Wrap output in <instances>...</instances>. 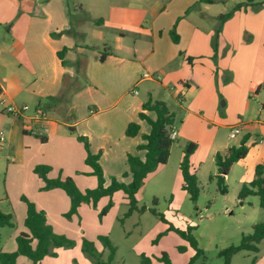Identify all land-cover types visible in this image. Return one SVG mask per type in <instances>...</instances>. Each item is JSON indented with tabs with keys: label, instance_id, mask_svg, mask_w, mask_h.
<instances>
[{
	"label": "crops",
	"instance_id": "1",
	"mask_svg": "<svg viewBox=\"0 0 264 264\" xmlns=\"http://www.w3.org/2000/svg\"><path fill=\"white\" fill-rule=\"evenodd\" d=\"M237 5L221 24L219 17ZM89 6L95 15L74 20L70 0H0V120L9 105L29 106L13 117L4 142L11 145L21 129L31 134V118L42 110L46 141L35 135L42 154L29 166H51L49 178L71 177L77 185L93 179L78 139L84 136L105 177L110 172L130 182L128 155L144 157L138 147L150 132L139 114L155 117L143 110L149 97L166 103L176 123L178 110L186 112L176 139H189V126L217 114L221 98L229 105L236 92L242 99L248 90L257 99L264 95V0H93ZM91 41L106 51L91 50ZM133 122L140 133L128 137ZM235 126L245 128L242 140L249 142L253 123L227 128Z\"/></svg>",
	"mask_w": 264,
	"mask_h": 264
},
{
	"label": "rangeland",
	"instance_id": "2",
	"mask_svg": "<svg viewBox=\"0 0 264 264\" xmlns=\"http://www.w3.org/2000/svg\"><path fill=\"white\" fill-rule=\"evenodd\" d=\"M91 2L93 0H70L73 19L95 15L96 12L88 10ZM81 4L84 5L83 9ZM95 45L97 43L91 41L89 48L101 53L106 51L103 46ZM233 96L235 99L229 105L225 98H221L218 113L208 115L207 122L202 123L198 119L189 126L188 134L192 138L181 136L174 141L168 163L149 174L136 196V209L129 216V199L123 191H118L101 198L96 206L83 203L78 214L67 217L71 208L68 195L58 188L43 190L44 181L29 166L42 154L40 140L32 133L26 135L21 129L19 134H15L11 145L8 142L0 143V147H3L0 149V212L13 217V227H0V254L16 252L17 237L27 231L24 225L27 206L22 200L25 196L36 204L38 210L46 213L55 233L73 242L72 246L52 247L39 264H97L98 261L107 264L110 251L101 237H108L117 248L111 264H145V260L148 264H166L165 255L170 264H224L219 252L230 246H238L245 235L253 232L254 225L264 223V208L259 196L239 197L243 185L255 178L256 167L264 166V107L259 104L264 100V95L260 100L255 91L248 90L243 99L239 92ZM247 103L249 110L245 111ZM178 113L176 124L180 129L186 112L178 110ZM7 114L0 120V132L4 133L5 139L14 117ZM246 121H251L254 126L251 139L247 142L249 152L226 176L228 193L223 195L217 180L211 179L218 172L216 150L225 153L231 147L239 146L245 128H241V133L231 139V130L227 125ZM187 143L198 146L191 157L200 188L197 201L191 200L190 195L182 189L180 164ZM112 178L129 183V179L116 177L109 172L106 185L110 184ZM82 180L85 183L80 182V187L94 189L98 185L95 177H84ZM191 229L198 247L203 250V255L193 262L191 260L196 251L181 234ZM85 240L92 245L96 256L85 250ZM258 247L259 252H239L232 258V264H264V240ZM16 264H31V261L19 256Z\"/></svg>",
	"mask_w": 264,
	"mask_h": 264
},
{
	"label": "trees",
	"instance_id": "3",
	"mask_svg": "<svg viewBox=\"0 0 264 264\" xmlns=\"http://www.w3.org/2000/svg\"><path fill=\"white\" fill-rule=\"evenodd\" d=\"M206 3H215L217 0H202ZM246 3H255V0H246ZM237 5L234 9L219 17L221 24L230 19L234 12L240 9ZM69 32V31H66ZM174 40L178 41V36L175 31L172 32ZM66 50L59 52L60 58L64 60V53ZM216 57V56H215ZM1 91V87H0ZM53 99V98H49ZM143 110L154 113L155 117L150 116L145 112H141L139 117L146 121L150 126V132L143 135L144 144L139 145L138 149L143 150L145 155L143 158L129 154L128 167L130 175V182L125 184L117 178H112L110 184L106 185V177L104 169L100 163V155L94 154L91 150V145L88 139L84 136H79L78 139L84 143L86 150L85 163L91 168L90 174L96 177L98 185L94 189L81 190L75 180L71 177L67 178H49L48 174L52 170L48 165H37L34 172L44 181L43 190L62 189L70 198L71 208L67 217L78 214V210L83 203H91L96 206L97 202L107 196H112L118 191H123L130 202V210L128 216L136 209L137 194L142 189L149 174L154 172L161 165L168 163L171 155V147L174 139L171 135L176 131V114L172 112L163 101L154 100L149 97L143 104ZM140 125L136 122L129 124L126 130L128 137H135L140 133ZM41 137L42 141L46 138ZM248 137L242 140L239 146L231 147L227 152H218L215 156L218 172L211 179H216L220 192L225 195L228 193V186L226 184V176L230 173L233 166L245 159L248 155L249 148L247 146ZM198 146L196 143H187L183 160L180 164V169L183 176L182 189L186 191L191 200L197 201L200 188L198 185V178L191 164V157L196 152ZM87 174V173H85ZM249 195H257L260 198L261 206L264 208V166L258 165L256 167V176L248 184H244L239 194L240 198H245ZM22 200L27 205V214L24 220V225L27 229L22 232L16 239L17 251L13 253H1L0 264H16V259L19 256H24L31 261V264H39L49 253L52 247L62 248L72 246L73 242L63 235L55 233L53 227L48 223L46 213L38 210L36 204L27 197L23 196ZM165 219L163 216L161 217ZM13 217L11 214L0 212V227H13ZM171 229H173L171 227ZM182 236L189 241L191 246L195 249L196 254L191 260L193 262L196 258L203 255V250L198 247V242L192 234V229L187 233L181 232ZM105 246L109 249V262L111 264L117 248L108 237H101ZM264 240V223L254 225L253 232L245 235L238 246H230L227 249L221 250L219 255L224 258V264H232V258L242 251L259 252L258 245ZM85 250L92 256H96L92 245L85 240ZM166 264L169 263L168 257L164 256ZM97 264H105L100 261ZM145 264L148 261L145 260Z\"/></svg>",
	"mask_w": 264,
	"mask_h": 264
},
{
	"label": "built area",
	"instance_id": "4",
	"mask_svg": "<svg viewBox=\"0 0 264 264\" xmlns=\"http://www.w3.org/2000/svg\"><path fill=\"white\" fill-rule=\"evenodd\" d=\"M29 111V106H16V105H9L6 107V112L11 114L15 117H20L24 115L26 112ZM94 113V110L91 111ZM46 123H47V116L42 110H37L35 114L31 118V130L30 132L36 136H43L44 132H46ZM241 133V127L235 126L231 129L230 138L234 139L237 135ZM171 138L176 140L177 133L174 131L171 135ZM4 133L0 132V142H4ZM262 143L263 140H260Z\"/></svg>",
	"mask_w": 264,
	"mask_h": 264
}]
</instances>
